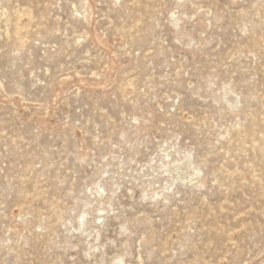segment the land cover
I'll return each instance as SVG.
<instances>
[{
    "label": "rangeland",
    "instance_id": "rangeland-1",
    "mask_svg": "<svg viewBox=\"0 0 264 264\" xmlns=\"http://www.w3.org/2000/svg\"><path fill=\"white\" fill-rule=\"evenodd\" d=\"M0 264H264V0H0Z\"/></svg>",
    "mask_w": 264,
    "mask_h": 264
}]
</instances>
